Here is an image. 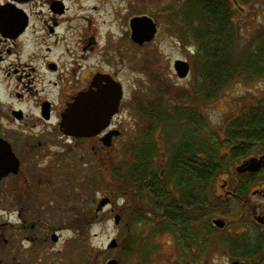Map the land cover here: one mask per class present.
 Masks as SVG:
<instances>
[{
  "label": "flooded vegetation",
  "instance_id": "af4514ba",
  "mask_svg": "<svg viewBox=\"0 0 264 264\" xmlns=\"http://www.w3.org/2000/svg\"><path fill=\"white\" fill-rule=\"evenodd\" d=\"M83 1L0 0V264H70L71 241L63 232L71 226L80 232L89 220L85 216L71 223L65 209L90 190L95 191L92 198H100L95 216L108 209L118 224V174L126 169L119 166L118 139L126 134L123 146L132 151L134 134L141 133L136 113L159 121L165 111L167 88L159 82L153 96L134 91L126 98L116 61L119 48L109 38L111 31L104 34L100 28L98 7ZM222 1L217 0L227 14L239 7L237 0ZM172 5L169 15L165 5L159 13H188L180 4L175 9ZM137 16L155 21L158 14L145 11ZM125 33L131 36L132 27ZM102 38L107 39L104 48ZM113 84L121 99L105 128L92 135L65 129L62 124L73 115L70 110L78 98L114 92ZM129 116L136 127L128 125ZM149 129L142 132L143 144L136 147L134 164L124 174L133 170L143 182L130 187L146 202L134 209L141 212L145 236L159 242V264H264V138L248 136L257 135L253 131L258 129L229 132L222 170L218 166L223 164L214 165L213 158L203 155L199 160L197 146L174 147L170 158L162 133L156 142L158 133L151 136ZM254 159L262 165L246 169ZM199 164L211 166L210 171L200 175ZM179 166L185 171L178 172ZM103 198L109 201L99 207Z\"/></svg>",
  "mask_w": 264,
  "mask_h": 264
},
{
  "label": "rangeland",
  "instance_id": "374dc122",
  "mask_svg": "<svg viewBox=\"0 0 264 264\" xmlns=\"http://www.w3.org/2000/svg\"><path fill=\"white\" fill-rule=\"evenodd\" d=\"M205 1L136 0L132 4L126 0L83 1L86 6L92 4L98 7L96 11L102 14L99 19L100 28L104 34L111 31L109 38L119 48L116 61L125 84L126 98H131L134 91L143 93L145 97L153 96V87L158 82L167 88L163 93L165 111L159 121L145 118L148 114L142 116L136 113L140 116L141 133L134 134L135 148L130 152L125 151L123 143L126 142V134L118 139L119 146L122 144L118 153L119 166L131 170L130 166L134 164L132 155L135 157L136 147L143 144L144 136L141 134L150 128L151 136L156 132L162 133L170 158L174 147L184 149L193 146L192 150H195L194 147L197 146L199 160L203 155L209 160L213 158L214 165L215 162L223 164L218 166L222 170L226 168L225 148L229 143V132L235 134L239 128L245 127V118L250 113L264 114V0H237L239 7L235 5L228 9V28L225 25L219 34L209 30ZM170 3L174 4V9L180 4L184 12L194 13V18L191 14L181 12L173 13L170 17L161 15L159 12L164 5L167 9L165 14L169 15ZM99 7H106L107 10L103 12ZM108 10L111 12L106 14ZM145 11L158 14L155 21L160 27L155 41L141 46L133 42L125 31L126 28L129 29L131 20ZM132 14L134 17L131 19ZM175 26L177 30L174 29ZM104 38L101 39V48L105 47L107 41ZM186 58L193 64L192 71L190 61ZM177 60L187 63L189 68L185 76L178 73L175 67ZM213 62L222 70L218 80L209 77V70L214 67ZM212 72H215L214 69ZM178 82L180 83L177 84ZM175 88H182V92H176ZM128 118V125L136 127L137 124L132 122L133 118ZM159 133L155 137L156 142L160 140ZM232 137L235 136H230ZM251 137L254 135L251 134ZM182 156L189 158L186 153ZM176 164L182 165L178 162ZM156 165L160 170L157 162ZM93 191L90 190L76 200L72 199L65 209V217L71 223L74 220L82 222L85 216L89 220L80 232L72 226L63 232L71 241V251L67 256L70 264H106L111 258H117L119 264H159L158 257L162 256L159 242L154 241L150 234L145 236L143 218L139 216L141 212L134 209L129 198L117 197L118 211L122 215V221L118 225L114 221V214L109 213L108 209L101 211L99 217L95 216L100 198H92L95 195ZM132 193L137 197L130 195L133 202L143 205L145 198L135 191ZM133 211L136 212L134 216ZM83 224L84 222L81 226ZM112 238L118 240V246L109 247Z\"/></svg>",
  "mask_w": 264,
  "mask_h": 264
},
{
  "label": "water",
  "instance_id": "95a60500",
  "mask_svg": "<svg viewBox=\"0 0 264 264\" xmlns=\"http://www.w3.org/2000/svg\"><path fill=\"white\" fill-rule=\"evenodd\" d=\"M130 27H132V34L130 37L135 43L141 46L146 42L152 41L158 30L156 22L150 16H138L133 18ZM175 67L182 76L186 75L189 68L187 63L183 60H177V65ZM112 89L114 92L102 91L103 93L100 95H91V97L93 96L91 99H85L83 96L78 98L77 102L70 110V113L73 115L67 117L64 124H62L65 126V129L74 134L92 135L94 133H99V131L105 128L110 121V117L117 111L121 99V91L117 87L115 88L114 84L112 85ZM113 134L114 132L109 135ZM255 160L256 159H254L251 165L246 169H257L262 165ZM108 201V198H103L99 207L106 205ZM115 218L116 222L119 224L121 215H117ZM217 223L220 226L223 225L221 221H217ZM117 245V240L113 239L109 247H116ZM106 264H119V260H117V258H111Z\"/></svg>",
  "mask_w": 264,
  "mask_h": 264
},
{
  "label": "trees",
  "instance_id": "16d2710c",
  "mask_svg": "<svg viewBox=\"0 0 264 264\" xmlns=\"http://www.w3.org/2000/svg\"><path fill=\"white\" fill-rule=\"evenodd\" d=\"M208 3H209V8H210L209 13L211 15V22H209V23H211V25H210L211 28L209 30H210V32H214L216 34H219V32L222 31V29L225 27V25H226V29L228 28V23L230 21V19L227 17L228 14H227L226 6H223V4H219L217 1L216 2H212V1L208 0ZM187 14H191V16L193 17L194 13H187ZM206 28H208V26ZM226 59H227V57H226ZM213 65H214L215 68L213 67L212 70H209V73L211 74L209 77H212V78L215 77L214 79L218 80L219 76H221L220 74H222V70L220 68H218V65L215 62H213ZM213 69L215 71L214 73L212 72ZM226 70H227V68H226ZM224 78L225 77H223V79ZM245 124H246L245 127H248L250 129H254V128L258 129L255 132L253 131L254 134H257V135H254V136L264 138V114H261V115L256 114L255 115V114L250 113L245 118ZM250 134H252V132H250ZM250 134H248V136H251ZM236 135L238 136L239 133H237ZM241 142L242 141L238 140L237 144H239V145H237V146L240 147L242 145V144H240ZM262 142H264V139H262ZM143 165H144V163H143ZM210 167L207 168L206 166L199 164L200 175L208 173L210 171ZM213 168L216 169L215 166H213ZM177 171L178 172H183V171H185V168L179 166V167H177ZM124 173H126L124 171V169L120 168V172L118 174L119 175V177H118V179H119L118 184L119 185L118 186H119L120 193L117 195V197L129 198L130 202L132 204H134V208H139L137 206V203H135V201L133 202L132 196H130L131 193H132V190H131L130 187L134 183L136 185H138V184L142 185L143 182L139 181L141 179V177H139V174L136 175L137 174L136 172L134 174L133 170L128 175L124 174Z\"/></svg>",
  "mask_w": 264,
  "mask_h": 264
}]
</instances>
